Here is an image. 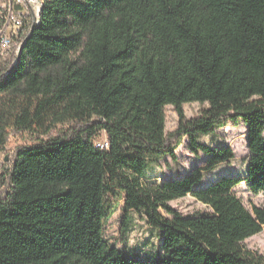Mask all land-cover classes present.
Instances as JSON below:
<instances>
[{"label": "trees", "instance_id": "1", "mask_svg": "<svg viewBox=\"0 0 264 264\" xmlns=\"http://www.w3.org/2000/svg\"><path fill=\"white\" fill-rule=\"evenodd\" d=\"M21 47L0 63V153L8 128L33 143L0 172V264H264L242 246L263 231L264 205L249 211L234 193L264 195V0H43ZM240 124L245 173L198 188L236 157L201 139ZM184 138L205 161L149 180ZM187 196L206 210L171 206ZM118 210L125 229L136 214L160 231L154 255L105 237Z\"/></svg>", "mask_w": 264, "mask_h": 264}, {"label": "rangeland", "instance_id": "2", "mask_svg": "<svg viewBox=\"0 0 264 264\" xmlns=\"http://www.w3.org/2000/svg\"><path fill=\"white\" fill-rule=\"evenodd\" d=\"M201 108L202 106L198 103L184 105L186 117L192 118L197 116ZM165 114L166 132L169 134L178 128L179 116L171 106L166 107ZM44 118L45 127H47L51 123V118L49 114L44 116ZM5 133L8 135V141L5 150L0 153V172L12 162L18 148L33 143L32 136L28 134H19L13 131L12 128H8ZM202 137L204 136L199 135V139ZM101 138L104 139L105 134H102ZM201 141L212 147H224L229 145L234 149L236 157L231 163L206 173L202 182L197 185L198 188H204L213 184L210 182L215 181L222 175H242L245 173L249 151L247 148L246 128L243 124L239 126L229 125L219 129L214 135L204 137ZM187 145L188 139L184 138L182 145L176 152L177 161L174 162L168 159V164H165V162L151 163L145 172V176L148 177L149 180L172 178L173 176L183 175L191 171L195 166L202 164L205 161V157L203 155L200 157L194 156L188 151ZM234 193L249 211H252L253 207H261L264 205V195H253L246 184L238 186L234 190ZM171 206L183 215H192L196 212H203L206 210V206L198 202L192 196L174 201L171 203ZM131 219L128 228L125 229L122 226V213L118 210L105 227V237L111 244L126 251L130 255L135 248H138L140 257L154 255L156 253L155 243L159 242V244H161L160 231L155 230V239L154 231L147 226L144 220L136 214H133ZM122 230L124 231L122 232ZM242 246L245 250L264 257V229L260 234L244 241Z\"/></svg>", "mask_w": 264, "mask_h": 264}, {"label": "built area", "instance_id": "3", "mask_svg": "<svg viewBox=\"0 0 264 264\" xmlns=\"http://www.w3.org/2000/svg\"><path fill=\"white\" fill-rule=\"evenodd\" d=\"M35 9L36 0H0V63L15 56L17 44L36 20ZM97 139L108 147L106 135Z\"/></svg>", "mask_w": 264, "mask_h": 264}, {"label": "bare ground", "instance_id": "4", "mask_svg": "<svg viewBox=\"0 0 264 264\" xmlns=\"http://www.w3.org/2000/svg\"><path fill=\"white\" fill-rule=\"evenodd\" d=\"M42 7H43V0H36V9H35V18H36V20L34 22H32V25H34V24H36L38 22L40 10H41ZM21 45H22V41L17 44V48H16V53L15 54L19 53V51L22 48Z\"/></svg>", "mask_w": 264, "mask_h": 264}, {"label": "water", "instance_id": "5", "mask_svg": "<svg viewBox=\"0 0 264 264\" xmlns=\"http://www.w3.org/2000/svg\"><path fill=\"white\" fill-rule=\"evenodd\" d=\"M21 50H22V48H21Z\"/></svg>", "mask_w": 264, "mask_h": 264}]
</instances>
